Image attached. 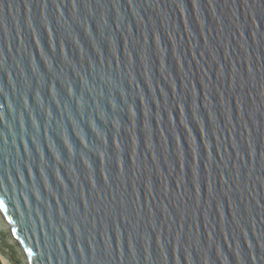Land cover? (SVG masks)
Listing matches in <instances>:
<instances>
[{"label":"water","instance_id":"95a60500","mask_svg":"<svg viewBox=\"0 0 264 264\" xmlns=\"http://www.w3.org/2000/svg\"><path fill=\"white\" fill-rule=\"evenodd\" d=\"M2 264H264V0H0Z\"/></svg>","mask_w":264,"mask_h":264},{"label":"built area","instance_id":"2783aa9c","mask_svg":"<svg viewBox=\"0 0 264 264\" xmlns=\"http://www.w3.org/2000/svg\"><path fill=\"white\" fill-rule=\"evenodd\" d=\"M0 264H2V263H1V260H0Z\"/></svg>","mask_w":264,"mask_h":264}]
</instances>
